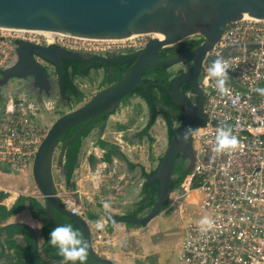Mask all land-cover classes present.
I'll use <instances>...</instances> for the list:
<instances>
[{"label":"built area","instance_id":"1","mask_svg":"<svg viewBox=\"0 0 264 264\" xmlns=\"http://www.w3.org/2000/svg\"><path fill=\"white\" fill-rule=\"evenodd\" d=\"M0 29L8 31L0 34V72L16 63L20 40L56 42L69 50L93 54L138 49L146 43L145 34L112 39L58 32L53 40L47 36L41 41L26 35L39 33L35 30ZM253 42L260 45L247 46ZM216 56L223 57L229 66L226 94L218 92L207 71ZM207 58L200 81L207 120L194 132L195 165L168 199L169 208H178L185 218L179 258L182 264H264V95L256 91L264 86V18L242 17L228 24ZM37 59L56 72L52 63ZM191 66L192 62L189 69ZM4 96L0 101V168L5 165L13 171H32L48 129L37 106L11 95L8 104ZM221 123L231 127L240 143L232 151L218 153L214 148ZM58 195L67 209L87 217L88 207L79 194L64 191ZM204 216L214 222L206 232L199 225ZM96 239L103 240L104 235L96 232Z\"/></svg>","mask_w":264,"mask_h":264},{"label":"water","instance_id":"2","mask_svg":"<svg viewBox=\"0 0 264 264\" xmlns=\"http://www.w3.org/2000/svg\"><path fill=\"white\" fill-rule=\"evenodd\" d=\"M264 18V0H0V28L29 29L44 31L47 35L60 32L67 35L87 38L120 39L135 34H153L146 43L124 59L108 58L101 55H88L81 51L65 48L59 43H35L20 40L17 45V61L5 68L0 75V100L3 97L1 88L12 78H31L35 85H50L48 68L37 57L52 63L58 73L59 82L65 85L63 76L64 59H79L82 62L124 64L134 60L131 67L114 83L105 86L78 107L59 115L48 128L34 157L32 174L35 184L45 200L44 210L48 220L56 227L59 223L54 213L58 212L76 223L80 235L89 242L87 253L94 264H116L114 260L103 257L95 250L92 232L88 221L67 209L58 195L53 176L54 154L61 144L64 156L70 142L98 115L111 114L120 103L141 83L143 75L155 66H173L191 60L190 69L174 76L169 88L173 101L184 108V117L169 139L167 148L153 175L148 182L159 180L160 193L153 210L137 218L121 216L132 226L148 228V223L159 216L165 209V202L172 192L174 169L180 156L193 169L196 161L194 132L207 120L204 112L205 95L200 81L204 74L207 54L218 42L228 24L241 19L244 14ZM154 34H157L154 36ZM200 34L203 41L196 47L179 54L160 58V51L167 46L184 42L189 37ZM260 43L247 44L248 47ZM241 45L234 46L235 48ZM233 47V48H234ZM230 48V49H233ZM230 50L226 51L228 54ZM230 80V79H229ZM189 81L191 88L198 96L194 101L180 85ZM230 82L234 83L232 80ZM236 84V83H235ZM147 85H144L146 88ZM264 88V86L262 87ZM83 123L72 136L62 141L65 132L71 127ZM216 124V123H214ZM187 133L188 138L185 139ZM12 226H25L15 222L0 226V231ZM1 244L2 241L0 240ZM4 246L2 244V253ZM37 248L35 259L38 264ZM2 255V254H1ZM80 261H77L78 264ZM70 264V262L62 263Z\"/></svg>","mask_w":264,"mask_h":264},{"label":"crops","instance_id":"3","mask_svg":"<svg viewBox=\"0 0 264 264\" xmlns=\"http://www.w3.org/2000/svg\"><path fill=\"white\" fill-rule=\"evenodd\" d=\"M91 72L99 71L94 69ZM4 98L3 95L1 101ZM149 120L150 111L146 101L138 95H131L120 103L116 111L109 114L103 130L96 126L83 139L78 155V164L74 170L76 178L73 181L72 178L67 181L64 177L65 154L62 156L60 150L58 156V171L61 179L64 178L62 179L63 184L65 182V184L70 185L68 191H72V186L76 187L73 192L78 191L88 207V214L85 219L88 221L92 232L95 250L101 256L111 258L116 264H161V259H159L162 255L161 252L171 247L173 250L170 252H173V255L169 263L182 264L179 256L183 231L171 230L175 224H179V221L166 217L165 214L168 209L165 208L159 216L153 218L148 223V228H143V230L138 229L137 226L130 228L132 223L129 221L117 220L121 216H133L131 213L137 208V203L141 198L142 185L145 181L141 175V170L142 168L146 171L156 169L167 148L169 138L166 122L159 116L149 132L143 133ZM129 162L135 163L136 166L132 168ZM54 166L53 161L55 179ZM1 167L4 168L3 170H8L5 165ZM4 174L8 173L4 171ZM135 174L137 176L133 177ZM135 178L138 179L137 182H134ZM1 180L2 178H0ZM54 181L58 192L67 191L63 184H56V180ZM27 196L35 197L32 194H27ZM18 197L14 200L9 197L6 202L0 201V204L9 206V210ZM39 201L41 202V200ZM9 202L12 203L11 206L8 204ZM105 202L109 204L108 208L104 207ZM28 206L33 205L26 200L24 208H28ZM33 209L37 212L35 208ZM22 216H25L22 219H30L29 214ZM115 216H117L116 222L110 226V221ZM184 220L185 218L182 217L181 228L185 223ZM3 223L5 220L1 218L0 225ZM160 226L163 227L160 229ZM161 230L165 231L164 236L159 234L160 239H156ZM96 232H101L104 239L97 240ZM178 233L179 238L175 241L173 235ZM132 234L137 235L135 240L138 248L126 253V249H130L126 246L128 242L132 241L129 238V235ZM2 236L6 237L4 233ZM48 240L47 243L50 246L51 243ZM172 242L175 243V246ZM135 256L138 260L131 258ZM66 262L65 259H62L59 264Z\"/></svg>","mask_w":264,"mask_h":264},{"label":"trees","instance_id":"4","mask_svg":"<svg viewBox=\"0 0 264 264\" xmlns=\"http://www.w3.org/2000/svg\"><path fill=\"white\" fill-rule=\"evenodd\" d=\"M188 41L190 42H184L181 46L176 44L164 47L160 51L159 57L166 58L194 48L203 41V37L201 36L189 38ZM133 50V48L126 49V52L119 55L118 58H126L128 55H130ZM133 61L134 60H130L124 64H105L100 61H95L94 63H86L82 62L79 59H64L63 67L66 70L63 76V80L65 83L64 92L66 93V96L68 98V104H79L85 98V93L81 90V88H79V86L75 82L76 77H87L90 75L92 70L102 68L104 70L101 80L102 89L105 86H108L120 79L121 76L131 67ZM172 67L173 66L168 65H160L153 67L151 70L147 71L143 75L141 83L137 84L133 88L132 92L124 99L126 100L131 95H138L146 101L150 111V120L144 128L143 133H148L156 119L161 116L166 122L168 138L170 139L174 135L176 127L184 117V108L173 101L169 92V88L172 87L174 76L185 70L180 69L177 72H174L172 70ZM56 73L58 74L57 70ZM145 84L147 85L146 88H144ZM166 85L169 88H167ZM180 87L185 93H189L190 91L193 92L191 88V83L189 81L181 83ZM190 97L194 101H198V96L195 93H193ZM108 116L109 114L103 112L97 117H95L83 129V131L72 142L69 143L65 151L63 162V168L65 169L64 177L67 181L72 178L74 170L78 164V155L83 139L87 137L92 131V129H94L96 126L100 127L103 130ZM82 124L83 123L77 124L68 129L62 137V141L72 136V134H74ZM186 164L182 161V156H180L174 169V175L171 183L172 190L179 187L183 182L185 176L191 171L190 169L186 168ZM129 165L132 168L136 166V164L133 162H129ZM155 170L156 169L146 171L144 168H142L141 170V175L145 179V181L142 185L141 198L137 203V208L131 213V215L135 217H142V214L145 211L153 210L156 205V201L160 193V182L157 179L151 182L147 181V179L153 175ZM0 195L3 196L5 195V193L3 191H0ZM26 200H28L31 205L35 206L39 211L45 212L44 205L42 204V202H40L37 198L33 196L27 195H20L16 201L17 203L15 209H11L10 212L24 208ZM168 202L169 200L165 202V208L168 206ZM7 210L8 207L5 204H0V219L4 218L5 212ZM116 218L117 216L112 218V220L110 221V226L116 222ZM52 229V225L47 222V236H49V233ZM49 249L51 251L50 255H52L54 258L58 259L59 261L64 259V257L58 253V249L52 244H50ZM86 255L87 259L83 261L82 264H94L90 261L89 255ZM78 264H81V262H79Z\"/></svg>","mask_w":264,"mask_h":264},{"label":"rangeland","instance_id":"5","mask_svg":"<svg viewBox=\"0 0 264 264\" xmlns=\"http://www.w3.org/2000/svg\"><path fill=\"white\" fill-rule=\"evenodd\" d=\"M8 32L7 30H2L0 29V34L1 33H6ZM31 36L32 38L35 39H39L41 41L44 40V38H47V35L43 34V33H32V34H26ZM153 36V34H145L143 36V39L145 40V42L151 37ZM189 38H193V36L189 37ZM53 40V39H52ZM191 62H180L177 63L175 65H173L172 70L174 72H177L180 69H184L185 71L189 69ZM3 72V70L0 72V74ZM102 70L99 72H91L89 76L87 77H76L75 82L77 83V85L79 86V88H81V90L85 93V98L82 102H80L79 104H73V105H69L63 101L60 100L59 97H48V96H44L41 101L39 100V102H43V104L38 105V109H37V113H39V117L41 118L44 126H46V128L48 129L52 123L55 121V119L65 113L66 111H69L71 109H74L76 107H78L79 105L83 104L85 101H87L89 98H91L95 93H97L100 89H101V80H102ZM21 81L22 79H19L18 77H14L11 79V81L9 83H7L5 86H3L1 88L2 94L6 95V100H8V104H9V99L10 96H14V97H18V98H22V99H26L28 101H30L32 104L36 103L35 97L31 94H29L25 88L21 85ZM1 101V100H0ZM33 109V108H32ZM36 111V110H35ZM61 150V144L58 145V148L56 149V152L54 154V175H55V179L56 180V184H63L62 178L59 175V171H58V156H59V152ZM8 170H3L0 168V178H2V180L0 181V191H3L5 193V195H0V201L2 202H6L7 198L12 197L11 200H14L15 198H17L20 195H27V194H32L35 197H37L39 200H41V202L44 204V199L43 197H41V193L38 190L34 178H33V174L31 170H27L24 172H18V171H13V170H9V168H7ZM4 171H6L8 174H4ZM137 176L136 174L133 176L135 177ZM74 178H76V173L73 174L72 176V181L74 180ZM65 181V180H64ZM71 181V182H72ZM138 179L135 178L134 182H137ZM68 183V182H67ZM69 184H71L69 182ZM104 184V181H103ZM115 184V183H113ZM64 189L65 190H70L68 186V184H65L64 182ZM76 187L71 188L72 191H75ZM64 191V190H63ZM75 194H79L78 191H76ZM8 204H10L11 206V202H9ZM169 204L170 202H168V206L166 207V209H168V212H166V217H171L172 219H174V221H179V224H175L174 228H171V230H175V231H179L182 230L180 225H181V213L180 211L175 208H169ZM9 207V206H8ZM191 209L189 208L188 212H190ZM149 211H145L142 216L146 215ZM29 213V210L27 208H25L22 211V215H26ZM25 217V216H24ZM132 225H130L129 227L131 228ZM173 226V225H172ZM163 226H160V229ZM138 229H142V226H137ZM164 230L160 231V233L157 234L156 239H160V235L164 236ZM179 233L178 234H174L173 238L176 241L179 238ZM132 239V241L128 242L126 248H130V249H126V253L127 251H132V250H136V248H138V246H136V238L137 235H129ZM174 241V242H175ZM172 242V243H174ZM173 246H175V243L173 244ZM170 250H173V247H171L168 250H164L163 252H161V256L159 259H161L160 263L161 264H170L169 260L172 258L173 252H170ZM129 253V252H128ZM131 253V252H130ZM133 253V252H132ZM127 255V254H126ZM133 255V254H132ZM136 257V258H135ZM135 257H131L133 258V260L137 259V256ZM138 260V259H137Z\"/></svg>","mask_w":264,"mask_h":264},{"label":"flooded vegetation","instance_id":"6","mask_svg":"<svg viewBox=\"0 0 264 264\" xmlns=\"http://www.w3.org/2000/svg\"><path fill=\"white\" fill-rule=\"evenodd\" d=\"M40 43L46 45L49 44V42L47 41H43ZM135 50L136 49H134L131 53H133ZM125 52V50H117L94 55H101L108 58H118L119 55ZM84 53L93 55V53ZM189 61L191 62V60H188L187 62ZM100 70L103 69H97V71ZM48 72L50 77V85H48V87H46V85H35L34 80L31 78H24L21 81V85L29 94L35 97L34 101L36 103H34V105L37 107H39L38 105L43 104V102H39V100L41 101L44 96L59 97L61 101L68 104L69 101L66 93L64 92L65 85L62 86L59 82V73L57 74L56 72H50L49 70ZM0 75H2V73ZM182 161L185 162V164L187 163L183 157ZM16 201L12 204L11 208L5 212V223L1 224L0 226L15 222H23L30 225L32 228H27L25 226H12L8 229L0 231V240L2 241V244L4 246V251L2 253V244L0 242V264H38L35 259L36 248L37 257L40 264H59L60 261H58V259L54 258L52 255L50 256L49 253L51 251L49 249V243H47L49 236L46 235V226L47 222L50 223V221L48 220L46 212L39 211L35 206H28L27 209L29 210L28 214L30 219H22L24 216H22L21 214L25 208L10 212L11 209H15L17 203ZM43 205H45V201ZM33 208H35L37 212ZM54 216L59 224H71L80 234L79 228L74 221L58 212H55ZM52 228H54L53 225ZM181 229L184 232V228L182 227ZM3 233L6 237L2 236Z\"/></svg>","mask_w":264,"mask_h":264},{"label":"clouds","instance_id":"7","mask_svg":"<svg viewBox=\"0 0 264 264\" xmlns=\"http://www.w3.org/2000/svg\"><path fill=\"white\" fill-rule=\"evenodd\" d=\"M228 67L223 57L216 56L210 61L207 68L210 78L214 79L216 88L220 94H226L229 91L226 86L229 76ZM256 91L264 95V88H257ZM184 138H188L187 133ZM239 143L237 136L232 134L230 126L224 123L217 126L214 151L218 153L232 151ZM104 207L108 208L109 204L105 202ZM213 223L210 217H202L199 221L200 230L206 232L213 227ZM49 242L58 249V253L64 257L65 261L70 262V264H76L77 261H80L82 264L87 259L86 253L89 242L83 239L71 224H58L54 227L49 233Z\"/></svg>","mask_w":264,"mask_h":264},{"label":"bare ground","instance_id":"8","mask_svg":"<svg viewBox=\"0 0 264 264\" xmlns=\"http://www.w3.org/2000/svg\"><path fill=\"white\" fill-rule=\"evenodd\" d=\"M248 16H250V15H247V14L245 13L243 17H248ZM20 30H24V29H20ZM35 31L47 35L44 31H40V30H35ZM56 33H58V32H55L54 34H49V35H47V36H48V40L51 41L52 38H53V36H54ZM59 33H60V32H59ZM156 35H157V34H154V36H156Z\"/></svg>","mask_w":264,"mask_h":264}]
</instances>
